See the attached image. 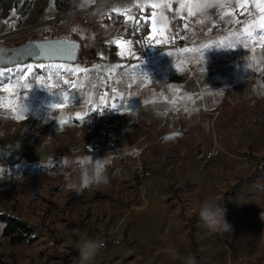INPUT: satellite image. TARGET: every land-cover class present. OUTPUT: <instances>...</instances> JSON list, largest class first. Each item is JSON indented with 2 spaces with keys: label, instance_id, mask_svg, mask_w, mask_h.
<instances>
[{
  "label": "crops",
  "instance_id": "0c3cea01",
  "mask_svg": "<svg viewBox=\"0 0 264 264\" xmlns=\"http://www.w3.org/2000/svg\"><path fill=\"white\" fill-rule=\"evenodd\" d=\"M261 6L264 0H118L110 11L125 28V52L126 46L115 43L105 57L19 65V130H13L19 132V154L32 151V165L47 163L59 185L80 198L116 202L119 222L126 219L127 242L106 253V261L184 264V257L197 256L201 241L215 232L197 212L188 213L189 192L198 203L200 196H224L218 204L227 208L225 220L235 222L229 225L242 232L243 241L261 245ZM146 22L144 54L126 29ZM2 98L13 99L0 97V111ZM106 103L119 111L117 118L100 127L83 123L91 109ZM173 106L185 111V120L175 121ZM106 127L115 129V138L103 142ZM201 149L216 150V163L201 164ZM140 163L148 174L144 191L135 169ZM231 179L236 188L229 194ZM245 188L251 190L247 200L241 195ZM227 196L235 204L225 202ZM253 207L255 217L243 216Z\"/></svg>",
  "mask_w": 264,
  "mask_h": 264
},
{
  "label": "rangeland",
  "instance_id": "374dc122",
  "mask_svg": "<svg viewBox=\"0 0 264 264\" xmlns=\"http://www.w3.org/2000/svg\"><path fill=\"white\" fill-rule=\"evenodd\" d=\"M96 1L68 0L59 9L55 0H31V7L25 0H0V46H20L27 41L64 37L80 41L79 57H105L115 43L126 46L125 52V28L112 18L116 13L111 12L117 8L114 5L118 0H109L102 5H96ZM60 15L67 16L62 23L48 24ZM127 25L128 22L125 27ZM153 37L154 34H151L148 42ZM9 95L13 99L2 98L1 103L4 109L0 111V146L13 147V151L19 153V132H13L19 130V65L0 68V97ZM205 152L200 150L201 164ZM20 153L23 159L17 164L0 165V215L23 220L31 227L34 239L32 242L12 244L4 236L6 223L0 221V264H79L82 239L90 238L93 232L101 229L115 233L120 241L105 252L98 251L93 264H113L105 260L106 253L127 242L126 219L122 217L119 222L121 216L114 210L116 202L101 197L80 198L79 193L66 191L63 184L59 185L61 179H58L54 168L42 162L41 165H32L33 156L28 154L32 151L21 150ZM28 155L31 157L28 158ZM252 170L255 168L252 167ZM234 181L231 179L225 188L229 194L236 188ZM250 194L251 190L247 188L241 192L245 200ZM205 196L200 197L203 199ZM185 197L184 201L191 203L187 207L188 213L197 212L198 204H194L198 198L190 197V192ZM212 198L221 200L216 196ZM225 200L235 204L236 198L227 196ZM255 213L254 207L246 214L242 212L245 217H255ZM227 222L235 224L234 221ZM241 235V231L232 227L215 232L211 239L201 241L198 255L191 256L196 264H264V240L261 245L254 241L246 243Z\"/></svg>",
  "mask_w": 264,
  "mask_h": 264
},
{
  "label": "water",
  "instance_id": "95a60500",
  "mask_svg": "<svg viewBox=\"0 0 264 264\" xmlns=\"http://www.w3.org/2000/svg\"><path fill=\"white\" fill-rule=\"evenodd\" d=\"M81 43L64 37L28 41L20 46H0V68L14 67L28 62L51 63L78 61ZM21 155L0 146V165H14L20 162Z\"/></svg>",
  "mask_w": 264,
  "mask_h": 264
},
{
  "label": "built area",
  "instance_id": "2783aa9c",
  "mask_svg": "<svg viewBox=\"0 0 264 264\" xmlns=\"http://www.w3.org/2000/svg\"><path fill=\"white\" fill-rule=\"evenodd\" d=\"M108 2L109 0H106L105 2L101 3V5L106 4ZM66 17H67L66 15H60L54 17L51 19L50 22H48V24L56 25L62 23ZM111 76L113 77L114 74H111ZM114 85H115V80L113 79L111 80L108 86L111 87ZM171 111L173 113V117L176 122H181L185 120L186 113L183 109L173 106L171 107ZM118 115H119V111L111 103H106L100 107L91 109V111L83 118V123L91 127H100L103 123L107 122L108 120L117 118ZM217 155H218L217 151L213 149L205 152L204 154H202L203 163L209 165L211 162L217 159ZM135 169L138 177L139 188L144 191L147 188V180H148L147 171L143 166V164L141 163L138 164ZM221 208L224 210V217H225L227 208L224 206H222ZM117 236L118 235H116L113 232L106 231L105 229H101L93 232L90 238L99 240L101 242V247L99 251H105L109 249L111 245H114L120 241Z\"/></svg>",
  "mask_w": 264,
  "mask_h": 264
},
{
  "label": "trees",
  "instance_id": "16d2710c",
  "mask_svg": "<svg viewBox=\"0 0 264 264\" xmlns=\"http://www.w3.org/2000/svg\"><path fill=\"white\" fill-rule=\"evenodd\" d=\"M25 1L29 7L32 6V4L30 3L31 0H25ZM65 1H68V0H55V2L57 3V8L61 9L64 5H66ZM112 18H114L117 22H121V20H119L118 17L115 18L114 15ZM106 19H109V17H107ZM149 32H150V25L148 22L142 23L139 25L129 26L126 29V35L133 37L134 46L137 50H140L143 46L145 47L146 38ZM47 38H51V37H47ZM2 46H6V45H2ZM12 47H16V46H12ZM144 47H143V51H144V54H146ZM85 59H86V56H83V57H79L78 60H85ZM100 137L103 142L114 139L115 129L113 127H106L104 129V132L100 134ZM85 150L86 149L83 148L79 152H82ZM27 157L30 158L31 156L28 155ZM214 163L216 162L213 161L209 165H213ZM0 221L6 223V226L4 228V236H6L12 244L16 245V244L25 243L27 241L28 242L33 241L34 238L32 237V229L23 220L17 219L15 217H12L6 214H2L0 215Z\"/></svg>",
  "mask_w": 264,
  "mask_h": 264
},
{
  "label": "clouds",
  "instance_id": "9594fccd",
  "mask_svg": "<svg viewBox=\"0 0 264 264\" xmlns=\"http://www.w3.org/2000/svg\"><path fill=\"white\" fill-rule=\"evenodd\" d=\"M197 213L205 227L211 232L227 231L231 227L224 218V210L211 196H205L199 201ZM100 247L101 242L97 239H82L79 246V264H93ZM183 259L184 264H196L192 256H186Z\"/></svg>",
  "mask_w": 264,
  "mask_h": 264
},
{
  "label": "bare ground",
  "instance_id": "6f19581e",
  "mask_svg": "<svg viewBox=\"0 0 264 264\" xmlns=\"http://www.w3.org/2000/svg\"><path fill=\"white\" fill-rule=\"evenodd\" d=\"M106 0H98L96 1V5H100L101 3L105 2ZM17 32L19 31L18 29L16 30Z\"/></svg>",
  "mask_w": 264,
  "mask_h": 264
},
{
  "label": "snow or ice",
  "instance_id": "6c2138e0",
  "mask_svg": "<svg viewBox=\"0 0 264 264\" xmlns=\"http://www.w3.org/2000/svg\"><path fill=\"white\" fill-rule=\"evenodd\" d=\"M153 7H155V5H153ZM260 10H261V12H264V6H261ZM262 27H264V25H262Z\"/></svg>",
  "mask_w": 264,
  "mask_h": 264
}]
</instances>
